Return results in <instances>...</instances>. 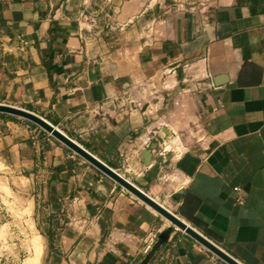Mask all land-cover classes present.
<instances>
[{"label":"crops","instance_id":"obj_1","mask_svg":"<svg viewBox=\"0 0 264 264\" xmlns=\"http://www.w3.org/2000/svg\"><path fill=\"white\" fill-rule=\"evenodd\" d=\"M0 104L264 264V0H0ZM23 119L0 113V189L31 203L38 264H227L175 227L157 246L168 220Z\"/></svg>","mask_w":264,"mask_h":264},{"label":"water","instance_id":"obj_2","mask_svg":"<svg viewBox=\"0 0 264 264\" xmlns=\"http://www.w3.org/2000/svg\"><path fill=\"white\" fill-rule=\"evenodd\" d=\"M0 113L2 114H9L16 117L24 118L26 120H29L38 126H40L42 129L47 131L49 134H51L54 138L62 142L64 145H66L68 148L73 150L76 154L84 158L86 161H88L90 164L95 166L97 169H99L101 172H103L105 175L110 177L112 180H114L119 186L126 189L128 192H130L132 195H134L136 198L141 200L143 203L148 205L150 208L155 210L158 214H160L162 217H164L166 220H168L172 226L167 228L165 231L159 234L158 236V242L157 246L163 245L167 243L170 233L172 232L173 227L178 228L182 231H184L186 234L191 236L193 239H195L198 243L203 245L205 248H207L209 251H211L213 254L218 256L220 259H222L227 264H240L235 259L230 257L227 253H225L221 248H219L217 245H215L213 242H211L209 239H207L205 236L197 232L195 229L190 227L188 224H186L184 221H182L180 218H178L174 213H172L170 210L165 208L163 205L155 201L153 198L148 196L145 192L140 190L138 187H136L134 184L129 182L127 179H125L123 176H121L119 173H117L112 168L108 167L106 164L101 162L99 159H97L95 156H93L90 152L85 150L82 146H80L78 143L70 139L68 136H66L64 133H62L59 129L54 127L52 124H50L45 119L41 118L38 115H35L29 111L16 108L9 105H3L0 104ZM183 192L180 191L174 196V200L176 202H179L181 199ZM148 258H146L147 260Z\"/></svg>","mask_w":264,"mask_h":264},{"label":"rangeland","instance_id":"obj_3","mask_svg":"<svg viewBox=\"0 0 264 264\" xmlns=\"http://www.w3.org/2000/svg\"><path fill=\"white\" fill-rule=\"evenodd\" d=\"M106 32L107 29L104 34ZM35 126L49 134L37 124ZM17 195L16 191L11 194L0 189V264H26L34 257V240L39 239L32 205L24 203Z\"/></svg>","mask_w":264,"mask_h":264},{"label":"bare ground","instance_id":"obj_4","mask_svg":"<svg viewBox=\"0 0 264 264\" xmlns=\"http://www.w3.org/2000/svg\"><path fill=\"white\" fill-rule=\"evenodd\" d=\"M42 254V245L39 239L34 240V257L30 258L26 264H38L40 256Z\"/></svg>","mask_w":264,"mask_h":264},{"label":"trees","instance_id":"obj_5","mask_svg":"<svg viewBox=\"0 0 264 264\" xmlns=\"http://www.w3.org/2000/svg\"><path fill=\"white\" fill-rule=\"evenodd\" d=\"M148 262H149L148 260L144 259L141 264H148Z\"/></svg>","mask_w":264,"mask_h":264}]
</instances>
